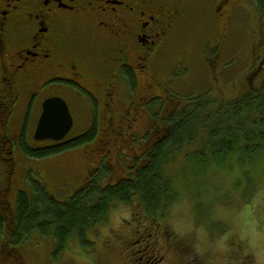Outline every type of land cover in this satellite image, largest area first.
Returning a JSON list of instances; mask_svg holds the SVG:
<instances>
[{"label": "flooded vegetation", "instance_id": "1", "mask_svg": "<svg viewBox=\"0 0 264 264\" xmlns=\"http://www.w3.org/2000/svg\"><path fill=\"white\" fill-rule=\"evenodd\" d=\"M247 3L248 0H0V115L7 112L8 106L12 108L10 119L15 121L20 116L22 120L18 134L11 133L7 126L5 136L14 145L10 154L38 147H31L27 140H32L44 102L50 99L64 100L73 117V127L79 123L67 137L87 135L97 126L92 135L94 143L86 148L91 149L90 153L91 146L115 134L126 136V140L145 138L153 131L165 136L169 130L161 122L180 113L185 105L172 101L156 108V102L166 94L164 74L176 70L190 76L224 73L230 63L226 54L235 13L246 10ZM261 58L260 52L252 65L259 66ZM201 65L208 70L199 71ZM253 71L248 72L250 79L257 72ZM167 80L172 84V78ZM21 109L23 114H19ZM143 119L150 128L140 132L137 125ZM152 120L159 124L155 129L154 123L151 127ZM83 122L87 123L85 127ZM112 142L103 144L105 153H110L106 144ZM121 144L123 147L125 142ZM140 149V153L145 150ZM98 162H90V168L73 167L67 182L77 180L78 173L79 177H87V171ZM9 166L8 174L13 178L17 164L12 161ZM36 172L41 171L37 168ZM81 187L75 186L72 192ZM154 237L155 243L137 242L143 250L138 256L132 254L129 264L166 261L156 248L159 239Z\"/></svg>", "mask_w": 264, "mask_h": 264}, {"label": "rangeland", "instance_id": "2", "mask_svg": "<svg viewBox=\"0 0 264 264\" xmlns=\"http://www.w3.org/2000/svg\"><path fill=\"white\" fill-rule=\"evenodd\" d=\"M235 15L234 29L228 41L230 52L226 54L231 61L226 65L229 68L218 75L217 73L210 75L192 73L190 76L187 72L180 70L164 74L167 82L166 94L162 100L156 102V108L161 103L167 104L172 101L185 105L188 97L192 96L195 99L206 92H209L211 97H218L220 101L225 102L241 98L252 88L256 90L262 88L264 83V0H248L247 9L238 10ZM260 52L263 58H261L259 66H253L254 56ZM200 67L199 71L208 70L206 66L201 65ZM253 70H257V72L253 80L250 81L248 72ZM185 76L190 77L185 78ZM168 77L172 78V84L168 82ZM6 110L7 112L0 115V172L2 176L0 197H3V200L5 198V202H1V205L3 208L12 210L11 217L15 215L19 190L31 192L33 189L28 179L30 172L34 180L39 181L52 196H56L54 198L57 201L65 202L69 198L67 195L70 194L66 185L68 182L63 179L58 180V177L51 176L49 178L47 174L53 173L58 176L61 173L73 172V167L89 168L90 162L93 163L101 159L105 153L104 147L101 146L102 144L96 143L95 146H91L93 148L91 153L88 151L91 149L81 148L43 160L31 159L23 151H19V153L12 151L10 154L9 149L12 150L14 145L5 136L8 134L7 126L10 127L11 133L18 134L17 130L22 120L18 116L15 121H12L14 120L10 119L12 108L6 106ZM23 113V109L19 110V114ZM147 122L146 119L138 122L137 130L142 132L149 129L150 126L147 125ZM154 122L151 121V127ZM86 124L83 122V127ZM78 126L79 123L73 127L70 135L78 129ZM115 137L119 142H123V138H125L121 135H115ZM152 138L158 139L159 133H152ZM139 139L140 137L128 139V145H135V140ZM142 139L144 140V138ZM27 142L31 147L38 146L39 148L51 143L47 140L36 141L34 136ZM115 143L113 141L106 144L111 155L116 152V147H113ZM140 148L132 150L130 156L133 153H140ZM12 161L17 164V172L14 173L12 179H9L10 166H7ZM38 162L46 163L40 166L41 170L47 174L36 172L37 168L35 167L38 166ZM180 167V162L174 163L171 166V171L175 172ZM4 171L6 172L3 174ZM110 173L111 176L106 178L107 181L104 183L122 178L127 174V171L125 167L118 166ZM261 173L262 170L259 166L256 182L244 190V194H240L234 192L232 188V181L237 179L236 174L217 176L212 173L211 169L208 172L210 177L206 182H198L192 169L186 168L179 172L181 176H178L179 183L175 182L176 188L181 191L180 197L176 203L170 206L167 213V210L162 212L158 223L152 222L146 208L138 203L135 204L136 207L118 204L112 210L109 222L91 236L97 243L95 250L92 251L91 247L86 250L74 239L68 249H65L56 261L53 260V263L50 257H52L54 242L51 240L50 242L46 240L44 243H40L41 240L28 241L22 247H18L19 252L16 256L8 244L0 242V246L4 249L0 253V264H15L19 258L32 264H122L128 253L123 252L120 244L116 245L120 240L115 238L112 229L121 228L122 239L131 242L132 231L134 227L139 226L134 218L139 215L143 219L141 228L149 227V233H153L159 239L156 248L160 249L162 255L166 257V261L162 264H264V178H261ZM57 192L59 193L57 194ZM249 204L253 205L251 214L245 212V208ZM122 218H126L123 223ZM129 220L131 221L129 222ZM201 236L207 242L216 245L214 250H205ZM221 238H225L223 246L217 243ZM142 250V247L136 249L139 252ZM172 254L175 257H172ZM141 256L139 255V258Z\"/></svg>", "mask_w": 264, "mask_h": 264}, {"label": "trees", "instance_id": "3", "mask_svg": "<svg viewBox=\"0 0 264 264\" xmlns=\"http://www.w3.org/2000/svg\"><path fill=\"white\" fill-rule=\"evenodd\" d=\"M161 123L163 128L167 126L169 130L165 136L154 140L152 133L156 132L153 131L144 140H135V145H128V140L123 138L125 144L121 147L122 142L115 136L104 137L105 142H100L101 146L110 140L114 141L117 143L116 152L112 155L103 153L96 167L92 166V170L87 171V177H79L78 173L77 180L67 183L70 194L65 202L57 201L54 198L56 196H52L39 181L34 180L30 172L28 179L33 189L31 192L19 190L13 217L10 214L12 210L1 205L5 198L3 200L0 197V207L5 210H0V242L8 244L16 256L18 247L28 241L41 240L40 243H44L51 240L54 244L50 260L54 263L74 239L86 250L90 247L92 251L95 250L97 243L91 236L109 222L110 214L118 204L136 207L138 203L146 208L152 222L158 223L162 212L167 210V213L180 197L181 191L176 188L175 182H178L179 172L186 168L192 169L198 182H206L211 169L217 176L236 174L237 179L232 181V188L240 194H244V190L256 182L259 166L261 178H264V83L260 90L252 88L241 98L226 102L208 93L195 99L190 96L180 113ZM157 125L155 121L154 127ZM94 128L96 130L97 126ZM95 130L77 138L52 141L43 148L26 147L23 151L31 159L43 160L86 149L94 143L95 137L92 135ZM139 147L145 149L144 152L130 156V152ZM179 162L180 169L172 172L171 166ZM37 164L35 168L47 174L40 166L46 163ZM118 166L125 167L127 174L114 182L104 183L111 176L110 172ZM47 176L67 181L70 172L58 176L50 173ZM1 178L0 172V192ZM76 181L79 185H75ZM81 185L79 190L72 192L75 186ZM140 217L134 218L139 226L134 227L131 242L122 239L121 228L112 229L115 238L120 240L116 245L120 244L123 252L128 253L125 264H129L132 254L138 256L137 242L157 241L153 238L155 235L149 233V227L141 228L143 219ZM124 220L126 218H122V223ZM3 250L0 246V253ZM172 257H175L174 254ZM15 264L32 263L19 258Z\"/></svg>", "mask_w": 264, "mask_h": 264}, {"label": "water", "instance_id": "4", "mask_svg": "<svg viewBox=\"0 0 264 264\" xmlns=\"http://www.w3.org/2000/svg\"><path fill=\"white\" fill-rule=\"evenodd\" d=\"M73 124V117L64 100H47L44 103V111L40 118L35 138L37 140H62L72 130Z\"/></svg>", "mask_w": 264, "mask_h": 264}, {"label": "clouds", "instance_id": "5", "mask_svg": "<svg viewBox=\"0 0 264 264\" xmlns=\"http://www.w3.org/2000/svg\"><path fill=\"white\" fill-rule=\"evenodd\" d=\"M252 208H253V205H252V204H249V205L245 208V212L248 213V214H251ZM224 239H225V238H221L217 243H218L220 246H223V244H224ZM201 242H202V244L204 245L205 250H209V251H211V250H214V248L216 247V245L207 242L206 239H205L203 236H201Z\"/></svg>", "mask_w": 264, "mask_h": 264}]
</instances>
